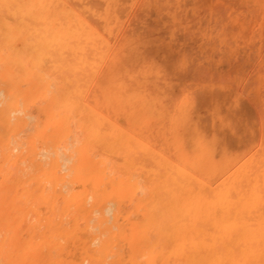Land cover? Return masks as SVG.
Listing matches in <instances>:
<instances>
[{
    "label": "rangeland",
    "instance_id": "rangeland-1",
    "mask_svg": "<svg viewBox=\"0 0 264 264\" xmlns=\"http://www.w3.org/2000/svg\"><path fill=\"white\" fill-rule=\"evenodd\" d=\"M82 1H0V242L32 246L24 264L77 259L103 240L102 254L162 244L167 158L196 118L211 124L219 101L233 135L248 136L246 156L263 152L264 0H94L109 53L84 39L74 50L71 5L93 3ZM150 97L164 112L186 103L176 136L141 107Z\"/></svg>",
    "mask_w": 264,
    "mask_h": 264
},
{
    "label": "bare ground",
    "instance_id": "bare-ground-1",
    "mask_svg": "<svg viewBox=\"0 0 264 264\" xmlns=\"http://www.w3.org/2000/svg\"><path fill=\"white\" fill-rule=\"evenodd\" d=\"M66 1L67 0H21L24 5H31L32 7L42 4L53 5V2L61 4L64 2L66 4ZM80 1L83 3L82 0ZM87 1L89 2V0ZM92 1L93 3H95V1L97 3V0H91V2ZM93 3L82 6V8L77 7L79 6L77 2L75 3L77 6L71 5L70 21H72V25L71 23H69V25L72 28V36L76 40V43H74V50L78 51L80 48V40L84 39L86 42L85 44L98 41L100 43L99 50L109 53L108 50L112 48L108 47L110 44H108V36L105 34V29L98 26L96 20H94L95 16L102 14V11H100V5L102 7V4L97 6L96 3L95 5ZM45 6L47 7V5ZM30 9L28 11L29 13H31ZM221 11L218 13L221 14ZM69 25L68 28L71 30ZM42 41L43 40H41V42ZM25 46L26 48H30L31 45L24 43V47ZM30 49L32 50V48ZM34 49L30 51L31 54H33ZM27 50L28 49L25 50L24 48V51ZM24 54L22 52V56ZM36 56L35 58H37ZM105 56L108 55L106 54ZM35 58H33V60H35ZM233 76L235 75L233 74ZM247 84L248 82L246 85ZM155 100L156 97L146 98L142 101L141 107L153 116L167 117L169 119V131L176 136L177 128L189 122L186 103L183 100H178L172 111L164 112L156 107ZM220 102L221 101H219L218 105L216 103L214 106V113L211 114L212 122L210 125L206 119L196 118L197 124H194L191 130L182 133L180 138L177 136L180 140L176 141L179 147L178 150H176L175 159L165 156L167 158V167L165 166L167 168V189H165L166 197H164V204L166 212L168 211L169 215L166 218L163 217L164 214L160 216L165 220L163 221L161 219L162 222H164L166 232L162 244L156 242L150 246L147 251L143 243L139 241L134 244L133 248L135 252L130 255H125L123 252H126V247L123 248L118 245L123 250L120 248L121 251H118V249L114 250L116 246L115 243L113 249L111 247L108 249V253L112 252L109 256L107 252L106 254L99 252V250L101 251L104 248L103 251L105 253L109 247L105 248L107 245L101 247V245H103L102 242L104 243V241H106L103 240L105 239L103 238L101 245H99L100 248L98 249L99 246L96 247L98 250L95 246H91V248L84 243V246H82L84 248H81L84 255L79 256L77 259H67L64 258V256L58 259L56 256L57 261L55 257L53 261L58 264H153L155 261L157 264H264V168H258L260 164L262 165V163H264V144L263 152L259 154L260 157L254 158L252 156H246L247 153L245 154L243 148L245 147V140L248 136L246 138H242L244 135L242 137H237V135H240L238 132L236 137L233 135L230 130L232 128L229 123L230 118L228 117V110L225 108V103ZM236 117L240 118L238 115H236ZM258 117L261 116L259 115ZM232 123L235 124L234 122H231V124ZM260 125L261 124H259V128H261ZM209 127L211 131H213L210 138L209 135L207 136ZM234 129L236 130V128ZM239 131L242 130L240 129ZM259 132L261 133V131ZM228 134H231V136L235 138L227 137ZM227 144L236 145L235 151L233 150V152H237L236 155L231 153L232 151L230 153L228 152L229 149L227 150L225 148ZM247 145L248 142L246 146ZM157 154L158 152L155 154L156 157L160 155ZM162 168H164L163 165ZM155 194H157V192H155ZM159 195L160 194H158V197H160ZM161 200L163 201V199ZM158 207L155 205L152 211L154 212L156 208L159 210L160 208ZM162 212L163 211H160L159 213ZM150 226L152 225L150 224ZM114 234L113 236L115 237ZM7 241L8 240L4 238V241L0 242V264H24V249L27 250V248H32V246L25 245L26 247H24V241L15 243ZM108 245H110V243ZM57 246L58 244H55V247ZM81 251L78 253L80 254Z\"/></svg>",
    "mask_w": 264,
    "mask_h": 264
}]
</instances>
